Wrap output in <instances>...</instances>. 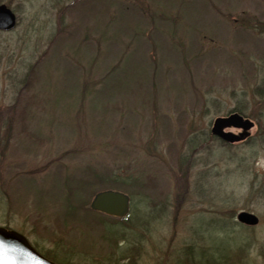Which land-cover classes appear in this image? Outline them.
<instances>
[{
    "label": "rangeland",
    "instance_id": "obj_1",
    "mask_svg": "<svg viewBox=\"0 0 264 264\" xmlns=\"http://www.w3.org/2000/svg\"><path fill=\"white\" fill-rule=\"evenodd\" d=\"M0 4L17 18L0 29V227L70 264H264V0ZM233 112L255 125L230 143L212 128ZM106 189L127 217L91 208Z\"/></svg>",
    "mask_w": 264,
    "mask_h": 264
},
{
    "label": "water",
    "instance_id": "obj_2",
    "mask_svg": "<svg viewBox=\"0 0 264 264\" xmlns=\"http://www.w3.org/2000/svg\"><path fill=\"white\" fill-rule=\"evenodd\" d=\"M17 18L15 13L6 4H0V29L9 30L15 27ZM255 123L239 114L233 112L228 116L215 119L212 133L221 139L230 142H240L250 135V129ZM239 128L242 131L238 134L226 131V128ZM130 198L121 191L107 189L96 193L91 208L105 214L125 217L129 212ZM237 219L247 225H256L258 216L249 211H241ZM0 264H56L39 252L26 240L24 235L0 227Z\"/></svg>",
    "mask_w": 264,
    "mask_h": 264
},
{
    "label": "trees",
    "instance_id": "obj_3",
    "mask_svg": "<svg viewBox=\"0 0 264 264\" xmlns=\"http://www.w3.org/2000/svg\"><path fill=\"white\" fill-rule=\"evenodd\" d=\"M116 181V180H115ZM116 182H118V180L116 181ZM44 256H46L47 258H49V259H51V260H53V261H55V262H57V263H59V264H70V263H68L67 261H60L59 259H58V257H56V256H54V255H50V254H46V253H42ZM223 257H225V259H228L227 258V255L226 254H224V255H222V254H219L218 256H216L215 258H214V260H212V261H207L206 263H204V262H202L201 264H219V263H222V262H224V258ZM190 264V263H189ZM194 264H197V263H194Z\"/></svg>",
    "mask_w": 264,
    "mask_h": 264
}]
</instances>
